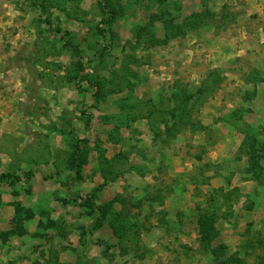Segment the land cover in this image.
Listing matches in <instances>:
<instances>
[{"label": "rangeland", "instance_id": "1", "mask_svg": "<svg viewBox=\"0 0 264 264\" xmlns=\"http://www.w3.org/2000/svg\"><path fill=\"white\" fill-rule=\"evenodd\" d=\"M0 264H264V0H0Z\"/></svg>", "mask_w": 264, "mask_h": 264}, {"label": "trees", "instance_id": "2", "mask_svg": "<svg viewBox=\"0 0 264 264\" xmlns=\"http://www.w3.org/2000/svg\"><path fill=\"white\" fill-rule=\"evenodd\" d=\"M213 237H214V235H210V234L206 233L205 236H204V239H205L206 241H207V240H208V241H211L210 239H212ZM218 248H219V247H218ZM107 249H108V247H107ZM107 249L103 251L104 254L108 253V252H107ZM221 250H223L222 247H221Z\"/></svg>", "mask_w": 264, "mask_h": 264}]
</instances>
